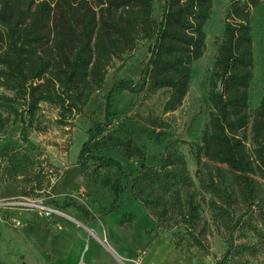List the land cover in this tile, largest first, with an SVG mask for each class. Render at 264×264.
I'll return each instance as SVG.
<instances>
[{
    "label": "rangeland",
    "instance_id": "374dc122",
    "mask_svg": "<svg viewBox=\"0 0 264 264\" xmlns=\"http://www.w3.org/2000/svg\"><path fill=\"white\" fill-rule=\"evenodd\" d=\"M212 1L205 25L206 49L193 63L189 93L176 110L164 113V104L171 94L168 88L138 94L124 90L116 95L107 115V95L120 80L139 82L154 40L142 42L137 50L115 60L104 87L92 95L82 114L75 118L62 119L59 107L50 103L41 104L33 123L27 113L15 116L0 108L6 119L0 145L28 153L35 166L44 168L51 179L50 186L42 192L33 191V184L17 176L7 158H0V264H79L83 255L84 264H217L231 241L253 246L254 254L245 252L226 264H264V227L260 216L264 208V157L259 160L255 152L252 122L239 134L245 138L254 160V202L240 194L225 165L202 159V177L209 185L213 178L221 192L209 185L202 186L196 177L197 146L202 143L211 119L212 71L231 4V0ZM49 2L55 8L59 0ZM86 3L99 10V0ZM163 9L164 0H154L157 23ZM251 27L254 67L249 109L254 111L264 94V0L251 11ZM0 93L13 95L3 88ZM17 105L21 109L24 102ZM155 117L167 123L165 128L160 127V121L156 124L158 131H166L159 140L149 131ZM93 121L107 122V131L114 137H132L144 149V163L150 166L161 162L170 142H178L194 181L189 191L200 205L195 229L183 226L180 216L169 222L158 221L156 210L134 198L133 177L143 161L129 159L122 148L95 152L118 160L120 166L102 169L97 183L91 180L95 163L92 161L88 171H84L78 159ZM120 172L128 177L123 178V190L116 200L112 184ZM46 208L57 213L46 216ZM15 221L21 225L16 227ZM250 225L256 226L258 233ZM192 232L199 235L207 251L194 245Z\"/></svg>",
    "mask_w": 264,
    "mask_h": 264
},
{
    "label": "trees",
    "instance_id": "16d2710c",
    "mask_svg": "<svg viewBox=\"0 0 264 264\" xmlns=\"http://www.w3.org/2000/svg\"><path fill=\"white\" fill-rule=\"evenodd\" d=\"M262 1L231 0L212 71L210 124L196 152L199 166L196 177L202 186L210 184L201 175L202 159L218 162L231 171L240 194L251 202L256 190L252 176L254 160L239 133L252 122V142L259 160H263L264 94L258 108L249 109L254 67L251 11ZM99 2V10L95 11L86 0H59L55 8L49 0H0V88L13 93H0V108L15 116L27 113L33 123L41 104L50 103L59 107L62 119L75 118L82 114L92 95L104 87L114 61L151 40L154 44L139 82L123 79L115 83L106 98L107 115L116 95L124 90L138 94L168 88L171 94L164 104V113L182 106L190 90L193 63L206 49L205 25L213 1L164 0L160 23L154 17V0ZM19 101L24 102L21 109ZM152 119L149 131L159 140L166 131H158L156 124L160 121V127L165 128L167 123L159 117ZM5 120L0 113V133ZM107 127V122L93 121L79 153L80 168L88 171L93 161V177L88 176L97 183L102 169L119 167L120 162L95 152L122 148L129 159L143 161L133 177L134 198L156 210L158 221L169 222L180 216L183 226L195 229L200 205L189 191L194 181L178 142H170L161 162L150 166L144 163V149L132 137H114ZM0 158H7L13 172L27 184H33V191L42 192L50 186L48 173L35 166L28 153L0 145ZM124 177L128 175L120 172L113 181L116 200L122 193ZM209 186L221 192L213 178ZM260 216L264 227V208ZM250 228L258 233L256 226ZM191 236L194 245L207 251L199 235L192 232ZM245 252L254 254V247L231 241L217 264H226Z\"/></svg>",
    "mask_w": 264,
    "mask_h": 264
},
{
    "label": "built area",
    "instance_id": "2783aa9c",
    "mask_svg": "<svg viewBox=\"0 0 264 264\" xmlns=\"http://www.w3.org/2000/svg\"><path fill=\"white\" fill-rule=\"evenodd\" d=\"M8 206V204H7ZM7 206H5L7 208ZM12 206V205H10ZM43 212L45 213L46 216H51V215H55L57 213L56 210L54 209H51V208H46L43 210ZM21 225V222L20 221H15V226L16 227H19Z\"/></svg>",
    "mask_w": 264,
    "mask_h": 264
},
{
    "label": "water",
    "instance_id": "95a60500",
    "mask_svg": "<svg viewBox=\"0 0 264 264\" xmlns=\"http://www.w3.org/2000/svg\"><path fill=\"white\" fill-rule=\"evenodd\" d=\"M218 89H221V80L218 82ZM79 264H84V255L81 258V261L79 262Z\"/></svg>",
    "mask_w": 264,
    "mask_h": 264
},
{
    "label": "bare ground",
    "instance_id": "6f19581e",
    "mask_svg": "<svg viewBox=\"0 0 264 264\" xmlns=\"http://www.w3.org/2000/svg\"><path fill=\"white\" fill-rule=\"evenodd\" d=\"M156 15V14H155Z\"/></svg>",
    "mask_w": 264,
    "mask_h": 264
}]
</instances>
